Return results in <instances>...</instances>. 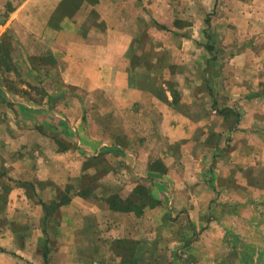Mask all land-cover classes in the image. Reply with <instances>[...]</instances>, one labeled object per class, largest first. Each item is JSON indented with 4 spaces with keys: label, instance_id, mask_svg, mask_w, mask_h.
Masks as SVG:
<instances>
[{
    "label": "crops",
    "instance_id": "crops-1",
    "mask_svg": "<svg viewBox=\"0 0 264 264\" xmlns=\"http://www.w3.org/2000/svg\"><path fill=\"white\" fill-rule=\"evenodd\" d=\"M11 6L0 19V264H205L203 239L161 234L172 215L189 218L188 233L214 231L229 210L263 231L247 245L264 261V0ZM135 39L152 45L132 51ZM221 181L247 192L226 196ZM140 185L159 200L141 214L107 202L138 198Z\"/></svg>",
    "mask_w": 264,
    "mask_h": 264
},
{
    "label": "rangeland",
    "instance_id": "rangeland-1",
    "mask_svg": "<svg viewBox=\"0 0 264 264\" xmlns=\"http://www.w3.org/2000/svg\"><path fill=\"white\" fill-rule=\"evenodd\" d=\"M14 2H15V0H0V19L7 15L8 11L12 8V6H11L12 3H14ZM145 19H143V18L140 19V21L137 22L135 24V26H139V27L143 28V30H147V25L149 26V24L146 21L147 19L146 20ZM165 40L168 42L169 45H171V49H172L173 48L172 46L175 45L174 38L171 36ZM141 45H144L145 47H150V45H152V43H150L148 40H144V39H135L133 42L132 51H135ZM130 56H131V54L127 55L128 58H130ZM176 57H177V55H176ZM194 74L197 75L196 77H194L195 79H197L199 77L197 72H194ZM21 77H22V75L18 76V79L20 80ZM65 90H66V92L76 94V92H74L73 89L66 88ZM89 98H90V101L96 100V94L91 93ZM194 100H197L196 97L194 98ZM205 101H209V99H206ZM94 104H96V103H94ZM191 106H193V105L191 104ZM93 107H95V105ZM83 110H85L84 106H83ZM194 110H196V109H194ZM202 111H206V110H202ZM207 123H210L211 127H215L220 122H219V120H217L215 118H209L207 120ZM151 146H153L152 152H151L152 153L151 157H155L156 156L155 155L156 151L154 149L155 143L152 142ZM200 154H201V156H199V158H200L201 165L199 168L202 167L203 169L206 170L205 181L208 185H210L213 181V176L211 174H212V172L214 173L216 171V170H214V168L212 166L214 154H216V152L207 146L205 150L203 149L200 151ZM215 165H216L215 168L219 169V167L216 163H215ZM223 170H224V168H220L218 171L221 173V172H223ZM238 178L240 179L241 175L238 176ZM223 179H226L225 175L220 174L219 180H223ZM239 179H237L236 181H239ZM221 183L223 186L226 187V188H223L227 192L226 196H228V193H233L235 190H240L241 193H243V194H245V192H247V189L244 188V185L240 187V185L234 186L233 183H231L229 185V184L225 183V181H221ZM258 184L262 185V183L261 184L258 183ZM214 186L217 187L216 184ZM219 188H220V185H219ZM208 189L212 190V188H210V187H208ZM220 198H222L220 206H223V208H225L224 206H228V208H230L229 205H226L224 203L226 200H230V197L221 196ZM228 203L230 204V201H228ZM243 212H245L244 209H243ZM235 217H236L235 214H233V212L231 210L226 211V213L222 215V221H223L222 224L223 225L216 227V230L212 231L211 229L206 228V230H203V231L197 230V231L188 233L186 231H183L184 229L182 230V227L186 226L188 228L190 226V225H188L189 224V218L187 216L182 217L180 215H178V216L172 215L171 220L174 221L175 226H173V228L169 227L166 230H164V232L161 234V238H163L166 241V240H169V238H172L173 235H179L180 236V235H182V233H184V234L187 233V235L190 234L193 237V238H191V240H192L191 242H193L195 240V238H197V237H199L198 239H200V240L203 239V242L205 243V245L202 242V244H203L202 256H203V261L206 262L205 264H214L213 258H216V259H214L216 261L218 258L221 259L220 264H264V261H261V257H260V260L258 262L256 260L252 259L254 256L255 257L260 256L262 248L261 247H252V246L247 245L251 241H256V240L260 241V239H262L263 231L261 229L256 230L254 232H251L250 230H246L244 225L238 226L236 224ZM152 218L156 220V223L162 221L161 216L157 218V215H153ZM168 221L169 220H167V222ZM238 227H240V228L242 227V229L240 230ZM173 231H175L176 233ZM183 236H185V235H183ZM228 243H232V244L235 243L236 246H231L230 248H228ZM216 264H217V262H216Z\"/></svg>",
    "mask_w": 264,
    "mask_h": 264
},
{
    "label": "trees",
    "instance_id": "trees-1",
    "mask_svg": "<svg viewBox=\"0 0 264 264\" xmlns=\"http://www.w3.org/2000/svg\"><path fill=\"white\" fill-rule=\"evenodd\" d=\"M72 2H70L71 4ZM69 3H66L65 5L68 6ZM59 17H63L65 16L64 13L62 12H58ZM137 193L139 194L138 198L134 199L131 197L128 198H122L119 197L118 195H111L108 199L107 202L109 203V205L112 208L115 209H120V210H135L137 213H142L143 212V208L147 205H155L156 203H158V199L153 197L152 195L148 194V190L146 187H144L143 185L138 186L137 189ZM82 194H88V192L83 189L81 191ZM70 196L69 193L67 192L58 202V205L61 203H65L68 202L70 200ZM57 205V206H58Z\"/></svg>",
    "mask_w": 264,
    "mask_h": 264
}]
</instances>
